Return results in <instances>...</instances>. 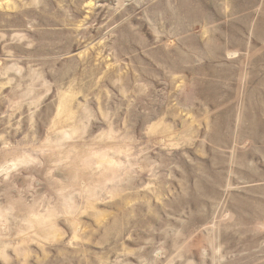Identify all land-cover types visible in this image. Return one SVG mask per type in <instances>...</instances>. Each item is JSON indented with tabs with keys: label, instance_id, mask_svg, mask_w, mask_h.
<instances>
[{
	"label": "rangeland",
	"instance_id": "1",
	"mask_svg": "<svg viewBox=\"0 0 264 264\" xmlns=\"http://www.w3.org/2000/svg\"><path fill=\"white\" fill-rule=\"evenodd\" d=\"M0 264H264V0H0Z\"/></svg>",
	"mask_w": 264,
	"mask_h": 264
},
{
	"label": "bare ground",
	"instance_id": "2",
	"mask_svg": "<svg viewBox=\"0 0 264 264\" xmlns=\"http://www.w3.org/2000/svg\"><path fill=\"white\" fill-rule=\"evenodd\" d=\"M186 8H187V7H186ZM174 51H175V50H174ZM101 110H102V109H101ZM131 116H132V115H131ZM127 128H128V127H127ZM127 128H126V129H127Z\"/></svg>",
	"mask_w": 264,
	"mask_h": 264
}]
</instances>
